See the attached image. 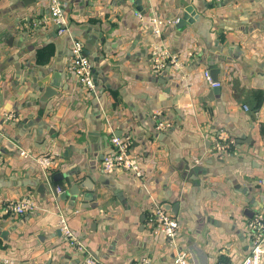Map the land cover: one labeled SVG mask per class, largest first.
Here are the masks:
<instances>
[{"label": "crops", "instance_id": "crops-1", "mask_svg": "<svg viewBox=\"0 0 264 264\" xmlns=\"http://www.w3.org/2000/svg\"><path fill=\"white\" fill-rule=\"evenodd\" d=\"M58 1L62 35L38 25L49 0H0V264H79L85 255L173 264L176 250L191 264L238 263L247 224L264 206V0ZM178 18L185 23L152 36L151 20ZM74 41L92 63L93 90L71 71ZM153 41L182 69L156 74ZM205 70H215L218 93ZM47 84L56 94L43 100ZM154 111L170 127L156 129ZM112 135L131 138L143 177L102 173ZM217 141L227 147L211 154ZM47 152L54 165L44 175L33 157ZM85 192L93 198L83 201ZM23 196L34 210L3 211ZM164 204L175 207L164 210L179 224L175 246L147 226ZM62 216L82 252L64 239Z\"/></svg>", "mask_w": 264, "mask_h": 264}, {"label": "built area", "instance_id": "built-area-1", "mask_svg": "<svg viewBox=\"0 0 264 264\" xmlns=\"http://www.w3.org/2000/svg\"><path fill=\"white\" fill-rule=\"evenodd\" d=\"M178 19L164 22L160 19L151 20V34L155 39L161 36L160 27L164 23H177ZM54 24L57 27L59 35L68 31L65 17L62 13V6L58 0H49V17L41 22L39 26H47ZM159 42L153 41L151 48V68L159 74L166 69L179 71L182 69V63L178 58L168 52L164 47L159 46ZM71 71L75 74L79 83L87 90H93L94 80L92 76L93 66L91 61L83 54V46L79 41H74L71 47ZM203 78L207 86L212 90L220 86L219 82L213 81L208 70L203 72ZM159 113L154 111L152 117L156 120V129L164 130L170 127L166 121L157 120ZM11 118V115H6ZM112 149L102 158L101 170L103 174H113L116 171H127L134 174L136 177H143V169L139 166L137 158L131 154L130 148L132 145L131 138L128 136L120 137L112 135L110 137ZM227 144L219 141L215 142L214 150L211 154L217 151H223ZM19 156H28L25 151H20ZM54 155L51 153H44L42 155L34 156L33 159L41 168L44 175H47L54 165ZM1 160V157H0ZM60 189H57L59 192ZM57 192V193H58ZM36 207L35 201L31 196H23L19 199L10 200L3 205V211L11 216H21L27 212L34 210ZM147 226L154 234H162L165 236L168 244L175 246V238L178 233L179 224L177 219L162 210L160 206L152 208L147 215ZM59 229L63 233V237L72 248L82 252L83 247L76 241L71 230L66 224L65 218L62 216L59 219ZM247 232L250 235V246L246 255L236 264H264V206L262 210L256 213L247 224ZM79 264H103L89 255H85L82 262ZM135 264H150L149 259L142 258L135 262ZM173 264H191L189 257L185 252L175 251L173 254Z\"/></svg>", "mask_w": 264, "mask_h": 264}, {"label": "water", "instance_id": "water-1", "mask_svg": "<svg viewBox=\"0 0 264 264\" xmlns=\"http://www.w3.org/2000/svg\"><path fill=\"white\" fill-rule=\"evenodd\" d=\"M138 2V1H137ZM185 23V19L181 20L179 19V21L177 22V26H180V25H183ZM83 54H84V51H83ZM85 55V54H84ZM216 72L215 70H211L210 72V76L212 78L213 75H215ZM213 81H216L214 78H212ZM219 91V87L218 88H214L212 89L211 92L213 93H218ZM56 92H55V88L51 85V84H47L45 86H43V88L41 89V98L43 100H47V99H50L51 96L55 95ZM0 130L2 131V129L0 128ZM116 136V135H115ZM1 145L7 149V150H14L15 149V146L14 144L6 137H3L1 139ZM45 186L43 184H41L38 188L39 190H43ZM81 187H85L87 190H90L91 187H90V183L88 180H85V182L83 184H81ZM80 188V187H79ZM79 188L75 186V190L76 192L75 193H78L79 192ZM51 190H52V193L56 196L57 195V191L55 189V187H51ZM41 192V191H40ZM61 198L63 199L64 196L61 195ZM93 198V194L91 192H85L83 195H82V199L83 201H87V200H91ZM160 208L162 210H167V211H171L173 214H175V207H170L168 204H164L163 206H160Z\"/></svg>", "mask_w": 264, "mask_h": 264}]
</instances>
